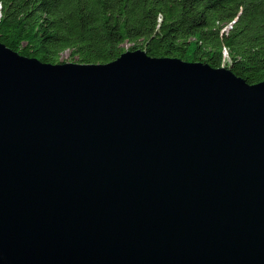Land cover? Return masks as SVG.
<instances>
[{
  "label": "water",
  "instance_id": "1",
  "mask_svg": "<svg viewBox=\"0 0 264 264\" xmlns=\"http://www.w3.org/2000/svg\"><path fill=\"white\" fill-rule=\"evenodd\" d=\"M0 264H264V80L0 43Z\"/></svg>",
  "mask_w": 264,
  "mask_h": 264
},
{
  "label": "trees",
  "instance_id": "2",
  "mask_svg": "<svg viewBox=\"0 0 264 264\" xmlns=\"http://www.w3.org/2000/svg\"><path fill=\"white\" fill-rule=\"evenodd\" d=\"M0 43L42 63L65 50L96 64L140 49L253 84L264 80V0H0Z\"/></svg>",
  "mask_w": 264,
  "mask_h": 264
},
{
  "label": "rangeland",
  "instance_id": "3",
  "mask_svg": "<svg viewBox=\"0 0 264 264\" xmlns=\"http://www.w3.org/2000/svg\"><path fill=\"white\" fill-rule=\"evenodd\" d=\"M128 46H129L128 43H125V44H124V48H126V47H128ZM59 59H61L63 62H72V61L69 59V57H68V51H66V50L60 53V55H59Z\"/></svg>",
  "mask_w": 264,
  "mask_h": 264
}]
</instances>
